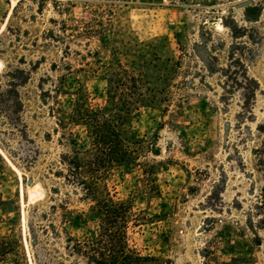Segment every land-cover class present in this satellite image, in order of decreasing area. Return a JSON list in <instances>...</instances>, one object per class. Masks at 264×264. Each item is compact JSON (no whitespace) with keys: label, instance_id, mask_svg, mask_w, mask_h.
I'll return each mask as SVG.
<instances>
[{"label":"rangeland","instance_id":"obj_1","mask_svg":"<svg viewBox=\"0 0 264 264\" xmlns=\"http://www.w3.org/2000/svg\"><path fill=\"white\" fill-rule=\"evenodd\" d=\"M117 63L145 83L122 135L147 147L99 181L130 204L128 245L142 264H264V0H0V235L18 242L0 264H88L73 246L102 215L65 177L53 108L107 105Z\"/></svg>","mask_w":264,"mask_h":264},{"label":"trees","instance_id":"obj_2","mask_svg":"<svg viewBox=\"0 0 264 264\" xmlns=\"http://www.w3.org/2000/svg\"><path fill=\"white\" fill-rule=\"evenodd\" d=\"M107 78V105L99 108L87 105L80 94L73 102L70 113L57 105L58 124L63 135L73 146L67 157L68 175L73 182L84 187L85 195L94 203L93 209L102 215L99 234L93 240L75 242L73 250L86 257L88 264H142L148 257L141 256L126 240L125 223L130 213L127 201L99 197V181L113 166L138 162L147 147L144 141H128L122 135L131 109L145 99V83L121 63L111 67ZM147 88V87H146ZM59 89H56L58 91ZM58 100V99H57ZM72 125L84 126L93 152L90 157L77 145ZM131 143V145H128ZM259 166L264 173V147L257 149ZM260 224L264 228V202L261 203ZM17 239L0 235V261L17 252Z\"/></svg>","mask_w":264,"mask_h":264},{"label":"water","instance_id":"obj_3","mask_svg":"<svg viewBox=\"0 0 264 264\" xmlns=\"http://www.w3.org/2000/svg\"><path fill=\"white\" fill-rule=\"evenodd\" d=\"M249 2L248 1H244V2H240L236 4V7H243L246 6Z\"/></svg>","mask_w":264,"mask_h":264}]
</instances>
